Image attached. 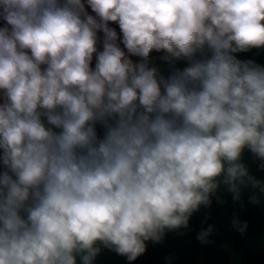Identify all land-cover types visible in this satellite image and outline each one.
Segmentation results:
<instances>
[{
	"label": "clouds",
	"instance_id": "9594fccd",
	"mask_svg": "<svg viewBox=\"0 0 264 264\" xmlns=\"http://www.w3.org/2000/svg\"><path fill=\"white\" fill-rule=\"evenodd\" d=\"M254 50L264 0H0V264H134L222 191L260 205Z\"/></svg>",
	"mask_w": 264,
	"mask_h": 264
},
{
	"label": "water",
	"instance_id": "95a60500",
	"mask_svg": "<svg viewBox=\"0 0 264 264\" xmlns=\"http://www.w3.org/2000/svg\"><path fill=\"white\" fill-rule=\"evenodd\" d=\"M241 58H254L264 63V50L241 54ZM245 160L252 172L264 179V172L257 168V164L247 153ZM248 194L244 193L245 207L241 210L239 205L232 203L230 195L222 191L225 203L214 201L211 208L201 209L190 221L193 231L187 234L169 233L162 245L154 246L149 243L146 253L134 264H163L164 257L173 255V264H264V199L260 205L253 206L247 203ZM234 211L249 223L244 236L229 227ZM206 218L207 223L214 224L217 230L212 237L215 243L202 246L195 237ZM96 264H127V261L105 249L97 257Z\"/></svg>",
	"mask_w": 264,
	"mask_h": 264
}]
</instances>
